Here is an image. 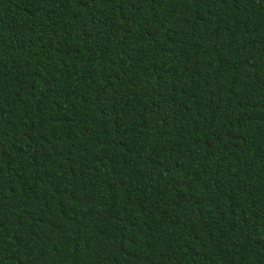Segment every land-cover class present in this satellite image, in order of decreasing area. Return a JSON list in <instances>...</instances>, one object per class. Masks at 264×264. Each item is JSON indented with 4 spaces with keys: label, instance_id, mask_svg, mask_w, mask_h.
Segmentation results:
<instances>
[{
    "label": "trees",
    "instance_id": "1",
    "mask_svg": "<svg viewBox=\"0 0 264 264\" xmlns=\"http://www.w3.org/2000/svg\"><path fill=\"white\" fill-rule=\"evenodd\" d=\"M0 264H264V0H0Z\"/></svg>",
    "mask_w": 264,
    "mask_h": 264
}]
</instances>
